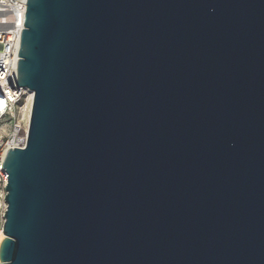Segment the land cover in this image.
<instances>
[{
	"label": "water",
	"instance_id": "obj_1",
	"mask_svg": "<svg viewBox=\"0 0 264 264\" xmlns=\"http://www.w3.org/2000/svg\"><path fill=\"white\" fill-rule=\"evenodd\" d=\"M0 264H264V0H26Z\"/></svg>",
	"mask_w": 264,
	"mask_h": 264
},
{
	"label": "built area",
	"instance_id": "obj_2",
	"mask_svg": "<svg viewBox=\"0 0 264 264\" xmlns=\"http://www.w3.org/2000/svg\"><path fill=\"white\" fill-rule=\"evenodd\" d=\"M26 0H0V98H3L5 101V106L3 107L4 115L7 111H11L20 97H15L11 99L9 95H6L1 92H5L3 89L4 81L9 78L10 72L16 75V66H17V52L20 45L21 32L24 28L23 19L24 13L26 12ZM14 75V76H15ZM15 90V88H13ZM22 89H16L17 94L21 92ZM0 115V117L2 116ZM28 123L26 130L28 132ZM19 123L13 124V132L16 129L20 130ZM27 132L25 137L19 139L12 138L11 141L0 144V182L3 183L4 187L7 182V175L3 170V162L5 155L8 150L14 148H23L27 140ZM4 209L6 208L5 203L3 202Z\"/></svg>",
	"mask_w": 264,
	"mask_h": 264
},
{
	"label": "rangeland",
	"instance_id": "obj_3",
	"mask_svg": "<svg viewBox=\"0 0 264 264\" xmlns=\"http://www.w3.org/2000/svg\"><path fill=\"white\" fill-rule=\"evenodd\" d=\"M24 95L19 99V101L11 111H7L4 115L0 117V144H4L5 142L11 141V134L13 133L14 123H19L21 127L20 130L26 129L27 124L22 118V113L25 111L22 110V108L26 104L27 97V95ZM4 195V185L2 182H0V233H2V226L4 223Z\"/></svg>",
	"mask_w": 264,
	"mask_h": 264
},
{
	"label": "bare ground",
	"instance_id": "obj_4",
	"mask_svg": "<svg viewBox=\"0 0 264 264\" xmlns=\"http://www.w3.org/2000/svg\"><path fill=\"white\" fill-rule=\"evenodd\" d=\"M15 74L13 73V71L10 72V76L9 78H7L5 81H4V87L3 89L5 90V92H1V94L3 95V93H5L6 95H9V97L14 98L15 97H22L24 94L27 95L26 97V104L25 106L22 108V110H25L23 113H22V118L23 120L25 121V123L27 124L28 120H29V117H30V112H31V103H32V93L30 91H28L27 89H22L21 92H19L17 94V91H15L17 88H15ZM15 88V90L13 89ZM24 95V96H25ZM5 106V101L3 98H0V115L3 114V107ZM26 132L27 130H19V129H16L12 134H11V137L12 138H21V137H25L26 136ZM4 236L2 233H0V243L1 241L3 240Z\"/></svg>",
	"mask_w": 264,
	"mask_h": 264
}]
</instances>
